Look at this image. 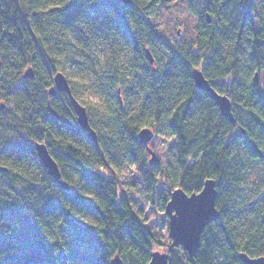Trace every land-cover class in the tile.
Here are the masks:
<instances>
[{
	"label": "trees",
	"instance_id": "16d2710c",
	"mask_svg": "<svg viewBox=\"0 0 264 264\" xmlns=\"http://www.w3.org/2000/svg\"><path fill=\"white\" fill-rule=\"evenodd\" d=\"M163 1L133 0L109 16L103 0H0V165H8L0 169L3 264H110L117 254L124 264H148L152 231L116 177L100 170L135 164L154 198L160 171L139 140L145 126L176 138L166 173L172 186L191 194L217 180L220 218L205 227L193 255L169 249V264H245L240 252L264 255V17L256 19L264 0H188L197 34L183 46L150 21ZM147 48L163 58L151 62ZM29 67L34 75L25 77ZM195 67L230 97L235 121L198 88ZM59 70L88 73L106 102V132L97 143L77 122L70 94L50 92ZM36 141L46 143L69 189L52 185ZM254 167L260 176L249 182ZM46 186L56 193L54 208L40 191ZM33 197L41 209L32 207ZM45 214H55L56 233Z\"/></svg>",
	"mask_w": 264,
	"mask_h": 264
},
{
	"label": "rangeland",
	"instance_id": "374dc122",
	"mask_svg": "<svg viewBox=\"0 0 264 264\" xmlns=\"http://www.w3.org/2000/svg\"><path fill=\"white\" fill-rule=\"evenodd\" d=\"M254 2L258 4L257 0ZM187 5L188 0H164L156 12L150 16L151 23L156 26L158 31L170 42L178 46H183L186 42L196 39L197 18L188 11ZM151 50L154 59L163 58V51ZM62 71L68 79L75 81L74 84L76 90H78L79 101L87 108L90 124L97 132V135L104 134L106 130L104 129L105 121L102 111L106 107V102L94 87L92 77L80 70ZM259 81L261 85H264V70L259 75ZM151 128L155 135L148 142V146L158 160L151 165H157L160 171L154 198L150 197L139 171L137 168H133L132 165H125L121 170L106 169L104 167H101L100 170L108 176L116 177L120 193L127 197L134 212L152 231L154 238L153 250L169 253V249L177 247H171L172 239L169 235L168 216L163 205V195L171 194L175 189L166 173L174 162L173 144L176 138L172 135L158 134L154 126ZM89 139L93 141L91 137ZM145 157L149 163L152 154L147 148H145ZM29 162L31 161L29 160ZM259 176V169L254 167L251 170L248 181L256 180ZM148 213H151V215L149 216ZM146 221L151 222L147 223Z\"/></svg>",
	"mask_w": 264,
	"mask_h": 264
},
{
	"label": "water",
	"instance_id": "95a60500",
	"mask_svg": "<svg viewBox=\"0 0 264 264\" xmlns=\"http://www.w3.org/2000/svg\"><path fill=\"white\" fill-rule=\"evenodd\" d=\"M133 0H123L124 4H132ZM147 56L150 61H154L153 54L150 48L146 49ZM34 75L32 67H29L24 76L32 77ZM193 78L198 88L207 91L218 103L221 113L227 116L231 121H235V116L232 111V102L228 95L219 92L205 76L203 70L195 67L192 71ZM54 86L50 89L52 94L57 92H67L70 94V102L77 116L79 125L87 130V136L91 137L97 143L98 136L95 129L91 126L87 108L73 95L69 80L63 71H57L53 75ZM155 135L151 127L145 126L139 131V140L147 146L148 151L152 154L150 163L157 162V158L148 146V142ZM34 143L37 156L42 164L47 169V172L52 173L55 169V179L63 188L69 189L70 184L62 179V173L58 163L49 151L45 142ZM5 169V167H0ZM217 180L208 178L205 180L202 189L199 192H193L191 195L182 187L175 188L170 195L165 209L168 216L169 235L172 239L171 247L182 246L189 255H193L201 245V234L205 227L213 220L220 218V212L216 206L217 199ZM177 189H182L178 192ZM199 193V195H196ZM178 197L183 198L182 209L177 207ZM239 257L245 264H264V255L249 256L245 252H240ZM115 259H111L110 264H124L120 255H115ZM148 264H169V253L159 250H154L151 254V259Z\"/></svg>",
	"mask_w": 264,
	"mask_h": 264
},
{
	"label": "snow or ice",
	"instance_id": "6c2138e0",
	"mask_svg": "<svg viewBox=\"0 0 264 264\" xmlns=\"http://www.w3.org/2000/svg\"><path fill=\"white\" fill-rule=\"evenodd\" d=\"M86 3H92L94 2V0H85ZM123 4V0H103V7L105 9V11L107 12V14L109 16H115L116 15V12L117 10L122 6ZM262 17H264V8H261L259 10V13L256 17L257 20H260ZM261 39H264V37H261ZM6 101H0V105H3L5 104ZM2 134V133H0ZM39 143H43L42 141L39 142ZM3 148V145L0 144V149ZM0 167H8V165H0ZM135 168H136V165H135ZM50 176H52V185L54 186L55 183H56V179H55V169H53L52 173H50ZM41 192L44 193V196H45V200L47 201V205L49 208H54L56 206V201L54 199H51L50 197L51 196H54L56 195V193L53 192V187L52 186H46L44 188H42L40 190ZM178 192H181L182 189H177ZM22 195H24L22 193ZM37 195H39V193H37ZM191 195V194H189ZM196 195H199V193H197ZM7 199V197H2L0 196V214L3 213L4 211V208H3V202ZM62 197H61V201H62ZM183 198L182 197H178V202H177V207L182 209L183 207ZM32 207L34 209H41L43 207V204L39 201H36L35 200V197H33V205ZM32 215L35 217L36 220H39V216H36L35 212L32 213ZM148 215L150 216L151 213H148ZM54 216L55 214L53 215H47L45 214V217H46V220L48 221L50 227H49V231L50 232H53V233H56L57 232V228H56V223H55V220H54ZM56 219H59V217H56ZM147 223H150L151 221H146ZM59 224H64V220L63 219H59ZM15 227L17 226H13V228L15 229ZM0 231H3L2 229H0ZM6 235L8 236H11L13 233L12 232H6L5 233ZM47 239L51 240V237H47ZM52 243L54 244L55 243V240H52ZM5 247H6V244L3 240V237L0 236V264H3V258L7 255V252L5 251ZM113 259H115L113 257Z\"/></svg>",
	"mask_w": 264,
	"mask_h": 264
},
{
	"label": "clouds",
	"instance_id": "9594fccd",
	"mask_svg": "<svg viewBox=\"0 0 264 264\" xmlns=\"http://www.w3.org/2000/svg\"><path fill=\"white\" fill-rule=\"evenodd\" d=\"M132 167L135 168V164H133Z\"/></svg>",
	"mask_w": 264,
	"mask_h": 264
}]
</instances>
